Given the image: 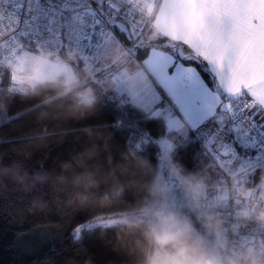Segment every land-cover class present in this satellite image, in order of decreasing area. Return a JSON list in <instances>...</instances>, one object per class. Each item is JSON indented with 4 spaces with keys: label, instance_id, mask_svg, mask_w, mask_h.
<instances>
[{
    "label": "snow or ice",
    "instance_id": "6c2138e0",
    "mask_svg": "<svg viewBox=\"0 0 264 264\" xmlns=\"http://www.w3.org/2000/svg\"><path fill=\"white\" fill-rule=\"evenodd\" d=\"M5 2L12 8H0V18L14 15L34 29L19 32L18 39L26 38L25 47L37 40L60 50L74 48L82 61L96 66L98 75L110 55L123 54L138 69L132 86L139 93L130 95L128 82L115 75V95L125 98V104L140 103L148 118L160 115L148 102L149 97L160 100L158 85L169 102V133L186 121L193 138H206L207 155L233 163L239 182H249L264 170V0H0V5ZM107 25L127 32L130 40L135 37L133 46L118 42L104 30ZM145 48L147 54L140 59ZM21 51L15 41L0 49V68L10 75V90L45 74L71 71L47 66L45 72L43 61L28 69ZM129 128L152 142L146 129L135 123ZM155 143L165 154L173 148L168 139ZM99 223L111 227L115 221ZM96 226L80 225L73 236L80 239L83 231Z\"/></svg>",
    "mask_w": 264,
    "mask_h": 264
},
{
    "label": "trees",
    "instance_id": "16d2710c",
    "mask_svg": "<svg viewBox=\"0 0 264 264\" xmlns=\"http://www.w3.org/2000/svg\"><path fill=\"white\" fill-rule=\"evenodd\" d=\"M120 36L127 42L135 41L134 37L128 38L127 32H120ZM146 54L147 48L139 56L142 59ZM73 64L75 71L90 65L81 61ZM0 72L8 74L4 68H0ZM64 79L61 76L56 80ZM105 80L108 79L91 77L82 87L95 88ZM10 89L6 83L0 84V264H132L117 234L123 235L120 229L125 219L146 221L140 208L148 204L149 199L142 191L126 189L120 196L108 193L105 200L103 183L93 188L87 183L75 187L71 183L72 174H68L66 185L47 181L32 186V177L46 171L60 173L62 162L72 161L94 147L96 154L90 159L84 157L83 163L75 168V174H91L100 180L118 163H124V155L131 149L145 165L135 168L138 178L154 176L158 179L162 149L155 141L176 134L167 131L165 117H146L144 108L125 104V98L115 95L114 88L102 94L96 109L85 119L78 122L53 120L43 114L66 112L71 100L56 99L52 89L41 90L39 94ZM46 98H52V103L46 104ZM132 123L146 129L152 142L133 132L134 129L129 128ZM84 127H90L94 134L86 135L82 131ZM53 131L55 135H49ZM191 134L176 136L172 161L181 175L198 177L205 172L207 182L212 184L218 180V174L208 167L209 159ZM8 169H18L26 177L25 182L13 181L11 173L5 174ZM231 171H235L233 163ZM263 182L264 170H261L247 185L256 188ZM76 191L97 196L81 207L69 203ZM113 218L115 223L111 227L99 223ZM86 223L97 226L83 231L80 239H75V228Z\"/></svg>",
    "mask_w": 264,
    "mask_h": 264
},
{
    "label": "clouds",
    "instance_id": "9594fccd",
    "mask_svg": "<svg viewBox=\"0 0 264 264\" xmlns=\"http://www.w3.org/2000/svg\"><path fill=\"white\" fill-rule=\"evenodd\" d=\"M77 59L76 53H65L63 56L51 52L43 53L28 58L26 68H31L37 61L66 66L77 62ZM112 59L115 64L122 63V57L119 55ZM92 75V67L85 65L81 70L69 73L64 80L40 79L34 83L26 81L23 85L17 84L16 88L24 94H39L41 90H54L56 99L67 98L71 100V104L66 112L43 115L51 116L53 120L78 122L96 109L104 92L116 87L111 80L101 81L95 88L82 87L84 81L90 79ZM136 75L135 70L128 68L123 70V78L130 84L135 80ZM130 95H136L134 89L130 91ZM44 102L51 104L52 98H46ZM82 131L89 137L94 134L90 127H84ZM49 135H55V131ZM95 154L93 147L72 161L62 162L59 166L60 173L46 171L35 174L32 177V186L47 181L60 186L66 185L69 182L68 174H72L71 183L75 187L87 183L90 188H93L103 183L106 186L103 196L105 200L108 198V193L120 196L126 189L136 188L142 191L149 199V203L140 208L142 215L147 218L146 221L125 219L120 229L123 235L117 234L120 246L132 259V264H264V250L233 245L228 233L235 235L241 225L237 222L229 225L224 218L211 211L218 201L213 200L208 205H202L205 198L204 187L196 175H181L180 169L172 170L185 185L191 203L200 209L197 218L205 228L210 230L213 241H209L198 232L190 219L173 210V202L168 197L167 189L158 179L154 176L138 178L135 168H144L145 165L139 162L136 152L131 149L124 155V163H118L107 176L100 180L91 174H75V168L83 163V158L90 159ZM9 173L16 183L23 184L26 180L18 169L5 171L6 175ZM228 174L231 175V163H229ZM251 191V187L247 184L241 185L235 193H230L228 188L224 189L225 195L236 205L247 202ZM96 196V193L76 191L69 199V203L83 207ZM234 211L235 216L240 220L264 224V204L253 201Z\"/></svg>",
    "mask_w": 264,
    "mask_h": 264
},
{
    "label": "built area",
    "instance_id": "2783aa9c",
    "mask_svg": "<svg viewBox=\"0 0 264 264\" xmlns=\"http://www.w3.org/2000/svg\"><path fill=\"white\" fill-rule=\"evenodd\" d=\"M0 8H3L7 11L12 8V5L5 2L4 4L0 5ZM76 19L78 22H82L80 17H76ZM137 19H139V17ZM102 24H106V21H102ZM104 30L112 32V34L115 36H120V31L118 28H115L112 25H107L104 27ZM19 32H34V29L16 18L14 15L9 14L0 18V49L8 48L10 41H15V46L17 49L25 47L26 38L22 37L18 39ZM27 47H30L41 54L51 52L63 56L65 53H76L78 57L77 61L85 62L86 64L90 63L87 61H82L79 52L74 48L71 50L67 48L60 50L55 46L48 47L44 44V41L37 40H32L31 43L27 45ZM3 55H7V52L3 53ZM155 87L159 88L158 85ZM159 91L161 92V95H164L161 89H159ZM194 139L199 142L203 155L209 159L208 167H212L213 165L216 166L215 171L218 174L217 179L222 182V187L224 189L228 188L230 193H235V191L241 185L247 184V182H239L234 175V171H231V175L228 174L229 163L232 164L230 160L223 161L214 156L206 154L210 146L206 145L205 137H196ZM207 139H211V137H208ZM222 163H226L227 165L223 166ZM173 169V166H170L167 169L165 179L162 183L167 189L169 199L173 202V210L190 219L198 232L207 237L209 241H213L214 238L212 237L210 230L205 228L197 218L200 209L191 203L185 185L181 183L176 175L173 174ZM198 178L203 184L205 193V198L202 201V205H208L213 200L218 201L217 205L211 208V211L224 218L226 223L229 225L233 222H237L241 225L235 235H233L231 232L228 233L229 239L233 242V245H242L244 247H250L254 250H264V235H260V233L264 232V224H258L250 220H240L235 216L234 211L237 208L245 207L246 204H250L253 201L264 204V182L256 188L251 187L252 191L250 193H253V195L249 196L247 202L236 205L226 195L223 197H213L211 191L212 189H217L218 185H215L214 182L209 184L206 178Z\"/></svg>",
    "mask_w": 264,
    "mask_h": 264
},
{
    "label": "rangeland",
    "instance_id": "374dc122",
    "mask_svg": "<svg viewBox=\"0 0 264 264\" xmlns=\"http://www.w3.org/2000/svg\"><path fill=\"white\" fill-rule=\"evenodd\" d=\"M115 38H116V40L118 42H122L123 44L127 45L128 47H132L133 46L132 42H127V40H123L121 38V36H115ZM134 40H135V37H134ZM159 42H160V40L151 41L150 43H159ZM20 49H23V51L20 52V55L26 56L27 59L30 58L31 56H36V55H40L41 54L40 52H38V51H36V50H34V49L30 48V47H22ZM117 55L122 57V63L126 62L123 54H112V55H110L108 57V66H104L102 71H99V75H98V69L96 68V66L93 65L92 63H89L90 66L92 67V70H93L92 79L101 78V77L105 78V76L108 75L109 72H112V71L116 70L119 66H121L122 63H120V64L113 63V59L112 58L114 56H117ZM185 63H188V62L185 61ZM47 66H55V68H57V69L62 68V67H67V68L71 69L70 73L75 71L73 63L70 64V65H66V66H58L55 63H48V64H46L45 72H47ZM31 68H28V69H31ZM61 76H63L66 79L68 74L66 75V74L62 73V74L56 75L54 77L48 76V75L45 74L41 79H49V80H51V79H59ZM108 80H110V79H108ZM4 83H6L8 86L11 87L10 75H9V73L8 74H2L0 72V84H4ZM15 89H17V88H15ZM164 105H166V106H164L163 111H159V112H160V115L165 117L166 109L169 106L168 105V101H167V103L165 102ZM186 123H187L186 121H182L181 124H180L179 129H174L176 131V134H175L174 137H170L169 135H167V136L161 137L160 139H168L169 142L172 143L173 147H174L175 143H176V141H175L176 140V136L182 135L183 133L187 132V130L190 128V127L186 126ZM171 151L168 152L167 154H165L163 149L161 151L160 168H159V175H158V180L159 181L162 179L165 171L169 168V166H173L175 169H177V166L172 161ZM222 165L226 166L227 164L226 163H222ZM211 169L216 170V166L213 165ZM205 176H206L205 172H203L202 176H198V177L205 178ZM214 184L218 185V187H217V189L216 188L212 189V191H211L212 196L213 197H217V196L223 197V196H225L224 188L222 187V182L218 180V181H215ZM114 220H115L114 218L111 219V221H114Z\"/></svg>",
    "mask_w": 264,
    "mask_h": 264
},
{
    "label": "crops",
    "instance_id": "0c3cea01",
    "mask_svg": "<svg viewBox=\"0 0 264 264\" xmlns=\"http://www.w3.org/2000/svg\"><path fill=\"white\" fill-rule=\"evenodd\" d=\"M140 59H141V58H140ZM125 68H128L129 70H135L136 72H138V69L136 68V66H135L133 63L124 62V63H122L121 66H119L116 70H114V71H112V72H109L108 75L105 76V78L107 77L106 79H110V80L114 81V80H113V77H114L115 75H117V74H119V75H121V76L123 77V70H124ZM110 75H111V76H110ZM123 79H124V78H123ZM124 80H125V79H124ZM134 81H135V80H134ZM134 81H133L131 84L128 82V84L130 85L129 92H130L131 90L134 89V90H135V93H136L135 96H139V93L137 92V90L135 89V87L132 86V85L134 84ZM126 82H127V81H126ZM115 85H116V84H115ZM115 88L117 89V86H116ZM157 91H159V88H157ZM167 101H168V99H167L166 95H161L160 100H158V101H153L152 98L149 97V101H148V102L151 104V106L153 107L154 111H156V110H158V111H163L164 107H160V105H161V104L164 105V103H165V102L167 103ZM136 104H137V105H140V103H136ZM168 105H169V102H168ZM140 106H141V105H140ZM164 106H166V105H164ZM163 115H164V114H163ZM154 116H162V115H154ZM163 117H164V116H163ZM186 126L189 127V125H188L187 123H186ZM213 127H215V126H213ZM173 132L176 133L175 130H173ZM189 132L192 133V130H191L190 128L187 130V132L183 133L182 135H186V134L189 133ZM169 167H170V166H169ZM166 172H167V170L165 171V173H164L162 179L160 180V183H161V184L163 183V181H164V179H165Z\"/></svg>",
    "mask_w": 264,
    "mask_h": 264
}]
</instances>
